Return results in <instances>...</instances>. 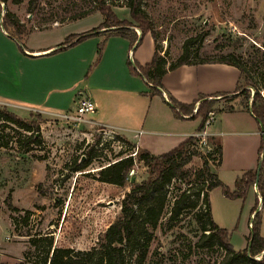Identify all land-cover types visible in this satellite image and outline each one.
Masks as SVG:
<instances>
[{
  "label": "rangeland",
  "instance_id": "374dc122",
  "mask_svg": "<svg viewBox=\"0 0 264 264\" xmlns=\"http://www.w3.org/2000/svg\"><path fill=\"white\" fill-rule=\"evenodd\" d=\"M14 1L1 4L0 109H8L28 124H39L43 144L26 148L32 133L0 121V264H41L48 251L45 239L53 240V248L89 250L94 247L117 220L126 193L135 184L145 181L150 169L139 161L142 151H137L134 173H129L125 186L100 182L103 168L135 153L136 148L119 136L106 135L101 128L63 118L64 114H74L75 101L87 97L97 84L93 72L101 62L97 63L98 51L105 36L96 35L84 41L87 58L83 57V62L79 55L69 52L77 45L44 60L34 62L31 58V51L60 46L70 35L98 28L103 22L101 13L69 21L73 15L93 8L94 0ZM121 3L118 0L113 3L117 16L134 24L129 9L119 7ZM143 8L154 25L156 43L168 65L182 56L186 43L192 60L231 57L240 62L251 77L250 95L259 90L264 97V0H144ZM7 11L14 13L33 32L28 37L23 35L21 41L11 38L2 27ZM136 32L141 34L139 30ZM30 69L58 73L52 85L44 86V100L38 105L29 102L24 92L22 75ZM132 77L134 82L140 83L137 92L132 84L118 76L115 79L118 91L112 97L127 104L122 105L125 111L132 109V102L137 107V102L142 101L140 110L138 105L140 114L122 120L125 126L137 129L135 133H116L137 142L139 137L149 138L145 133L150 131L154 132L152 139H168L178 131L190 136L198 130L200 118L179 120L180 129L168 127L164 121L154 122L151 114L147 116L150 101L142 99L149 87L141 77ZM51 88L56 89L50 92ZM247 95L237 93L215 98L216 121L205 127L214 138L205 131L199 134L200 141L193 150L202 155L188 166L193 175L190 181L175 179L167 187L168 206L145 264L221 262L225 253L219 246L196 245L202 237L196 224V216L204 208L202 196L200 200L192 196L182 204L177 220L169 222L168 219L174 202L184 191L192 189L196 193L203 186L202 180H195V175L205 161L209 160L219 180L231 191L235 190L237 179L253 168L258 169L260 148L264 143L259 123L250 110L253 98L247 100ZM215 145L222 148L221 165L219 153L209 154L211 149H217ZM261 160L264 161V156ZM83 166L86 167L77 171ZM252 189L246 197L237 199L227 198L222 187L210 193L213 220L229 231L236 250H244L249 245L251 213L257 198L264 237V195H258L256 185ZM13 218L18 220V231ZM32 239L39 241L37 247L32 245Z\"/></svg>",
  "mask_w": 264,
  "mask_h": 264
},
{
  "label": "trees",
  "instance_id": "16d2710c",
  "mask_svg": "<svg viewBox=\"0 0 264 264\" xmlns=\"http://www.w3.org/2000/svg\"><path fill=\"white\" fill-rule=\"evenodd\" d=\"M9 0H0V19H2L3 9L1 4ZM117 0H94L95 6L91 9L81 11L70 18V22L82 20L90 15L101 13L103 22L98 28L92 31L74 34L68 36L65 41L53 52H59L74 47L90 37L96 35L105 36V40L100 44L98 51V61L102 58L106 40L110 37H122L130 42L131 51H136L141 46L144 38L150 34L155 41V53L150 63L145 66L137 60H128L130 74L135 77H141L148 85L150 97L160 96L166 102L177 120L201 119V124L197 134L188 137L178 147L161 154L154 155L149 151H143L139 155V161L144 163L150 169L149 177L142 183H137L128 191L122 201L121 212L117 220L111 224L108 229L100 236L97 244L89 250H76L70 247L53 248V240L46 241V257L41 264H145L150 253V247L155 239V233L160 226V222L167 209L169 196L167 187L175 179L190 181L192 172L188 167L195 157L202 153L193 150L195 144L199 143V134L205 131V123L210 117V113H215V105L218 96H228L221 94L215 96L200 95L197 100L191 104H185L178 101L175 97L168 94V99L164 97L165 87L163 79L165 75L177 68L185 65L200 64H226L234 66L240 71V79L234 94H247V100L253 98L252 111L253 117L258 121L260 131L264 132V97L259 90H255L253 96L248 92L253 87L252 79L247 70L240 62L231 57L219 59H196L192 60L191 52L187 44L184 46L182 56L176 63L168 65L164 55H161L156 43L154 25L144 10V0H118L121 3L119 7L129 9L130 16L134 22L121 20L115 10L113 3ZM15 3L18 1L15 0ZM3 30L13 39L21 41L22 36H29L33 31L28 30L17 16L7 11L3 17ZM105 30V32H102ZM140 31V35L136 32ZM96 63V64H97ZM196 111V112H195ZM221 110H219L220 112ZM195 112V113H194ZM218 113V112H216ZM215 113V115H216ZM0 121L15 125L27 132L32 133L25 146L35 145L40 147L43 140L40 133L39 124H28L22 121L16 114L8 109H0ZM264 143V135H262ZM128 142V141H125ZM215 151L210 150L209 154L214 152L221 155L220 165L222 164V148L219 145ZM131 147L134 146L131 144ZM196 148V147H195ZM264 147H261L259 159L261 160ZM29 152V151H27ZM214 158L216 157L213 156ZM219 163V162H218ZM135 159L133 156L120 157L115 162L109 164L100 171L99 181L106 184L125 186L128 175L133 170ZM219 165V166H220ZM86 166L78 167L77 171ZM196 181L203 182V186L196 193L192 189L184 191L174 202L169 216V222H174L181 215V206L192 196H197L200 200L202 196L203 211L196 216L198 231L202 232V237L196 243L197 246H219L224 251V257L219 264H264V237L261 235L262 220L258 209V198L251 215L254 216L251 221V234L249 241L253 236V243L248 254V246L244 250H236L230 241L228 230L219 227L213 220L210 206V192L222 187L223 193L227 198H244L248 192L257 183L258 195H264V161L261 165V171L250 170L243 177L237 179L235 190L224 185L218 178L217 173L212 169L209 160L205 161L200 171L195 175ZM15 212L17 209H13ZM30 215V213H28ZM28 220V218H26ZM15 230L18 231V220L13 218ZM29 236V235H27ZM39 241L32 239V245L38 246ZM257 260V258H259Z\"/></svg>",
  "mask_w": 264,
  "mask_h": 264
},
{
  "label": "crops",
  "instance_id": "0c3cea01",
  "mask_svg": "<svg viewBox=\"0 0 264 264\" xmlns=\"http://www.w3.org/2000/svg\"><path fill=\"white\" fill-rule=\"evenodd\" d=\"M102 32H105V30ZM83 44L86 43H81L76 47L69 49V52L80 56L81 62H83V57L87 58V47ZM57 47L58 45H54L31 51L33 54L31 55V58L34 59V62L37 60L51 58L50 56L53 55V52L57 49ZM154 53L155 41L150 34L144 38L143 43L139 48H137L134 55L133 51H131L129 40L115 36L108 38L106 40L101 62L93 72V77L97 79V84L93 89L89 90L86 95L96 103L97 111L94 114L84 116L83 123L87 124L91 128H101V130L110 131L113 135L119 136L125 141H128L139 152L149 151L154 155H161L178 147L188 137L197 134V130L190 136L186 132L178 131L176 134H173L174 137H170L168 139H152L151 135L154 132L150 131L145 133V135H150L148 136L149 138L146 139L144 137H139L137 142H132V140L116 133V131L135 133L134 131H136L137 128L125 126L122 124V120L124 121L129 119V116L135 117L140 114L139 110L142 101L137 102V107L135 106V102H132V104L130 103L132 105V109L125 111L126 109H124L122 105L127 106V104L124 103V101L113 100L112 97V94L117 93L118 91L116 90L118 88L116 87L118 81H115L118 76L132 84V87L134 86V89L137 92V84L139 85L140 83L134 82L132 75H129V70L126 65L127 61L132 56L135 57L141 65L145 66L152 61ZM50 72L51 73H48L47 70L36 72L35 69H30V71L26 72L24 76L22 75L24 78V92L27 93L29 102L36 103L38 105V103H41L42 100H44L42 97L44 86L46 87V85H52L58 75L55 71ZM239 79L240 71L234 66L226 64L185 65L174 71H170L165 75L163 79V85L166 90L164 92V97L168 98L169 94L182 103L191 104L197 100L200 95L210 97L221 94L234 95ZM55 89L56 88H51L49 91L51 92ZM149 91L150 89L147 93H149ZM143 96L144 97H142V99L150 101L151 106L147 116L149 117V114H151V118L153 117L154 122L158 121L162 123L164 121L168 127H175L177 129L182 128L177 125L179 120L174 119L170 106L164 102L162 97H150L148 94ZM59 98L60 95L58 100ZM151 109H154V111L152 110L153 114L151 113ZM156 109H159L162 112L159 113ZM163 112H165V116L163 115ZM217 115L218 113H216V116ZM214 121H216V118ZM144 123L146 125L145 121ZM150 125L152 126L153 123ZM206 133L212 136L210 132L206 131ZM261 133L262 131H260V135H262ZM168 135L169 133L166 134V136ZM255 169L256 168H253L252 170ZM213 170L216 172L215 169ZM261 233L263 234V230Z\"/></svg>",
  "mask_w": 264,
  "mask_h": 264
},
{
  "label": "built area",
  "instance_id": "2783aa9c",
  "mask_svg": "<svg viewBox=\"0 0 264 264\" xmlns=\"http://www.w3.org/2000/svg\"><path fill=\"white\" fill-rule=\"evenodd\" d=\"M166 99H168L166 97ZM97 111V105L96 103L89 97H84L82 99H78L77 101H75V113L74 114H67L64 115L63 118H65L66 120H71V121H82L84 122L83 118L84 116L88 115V114H94ZM215 113H210V117L207 120V122L205 123V127L208 128L209 126H211V124L214 122L215 120ZM102 132H104L106 135L111 134L110 131H105L103 130ZM205 134L206 131H205ZM262 135H264V133H261ZM137 155V150L135 153L131 154L130 156L135 157ZM134 170L130 171V174H133ZM259 210V208H258ZM254 217V216H253ZM252 217V218H253Z\"/></svg>",
  "mask_w": 264,
  "mask_h": 264
},
{
  "label": "water",
  "instance_id": "95a60500",
  "mask_svg": "<svg viewBox=\"0 0 264 264\" xmlns=\"http://www.w3.org/2000/svg\"><path fill=\"white\" fill-rule=\"evenodd\" d=\"M263 133H264V132H263ZM262 156H264V151H263ZM262 162H263V161L260 160L259 167H258V169H257V171H258V175L260 174V171H261V165H262ZM255 185H256V187H257V183H256ZM252 243H253V236L251 237L250 242H249V245H248V254H249V255H250V249H251ZM263 255H264V253H263Z\"/></svg>",
  "mask_w": 264,
  "mask_h": 264
}]
</instances>
